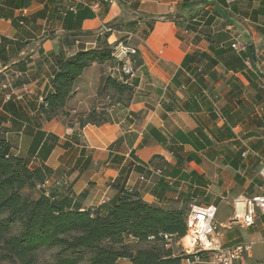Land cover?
Returning <instances> with one entry per match:
<instances>
[{
  "label": "crops",
  "instance_id": "crops-1",
  "mask_svg": "<svg viewBox=\"0 0 264 264\" xmlns=\"http://www.w3.org/2000/svg\"><path fill=\"white\" fill-rule=\"evenodd\" d=\"M85 2L0 0V134L10 152L49 166L52 192L75 209L104 198L107 208L125 189L166 210L215 204L222 243L253 244L237 264H264V216L230 224L235 197L264 194V0ZM103 26L114 31L101 35ZM119 40L139 52L130 91L102 94L115 61L94 62L65 108L109 120L46 119L40 99L56 57Z\"/></svg>",
  "mask_w": 264,
  "mask_h": 264
},
{
  "label": "trees",
  "instance_id": "trees-1",
  "mask_svg": "<svg viewBox=\"0 0 264 264\" xmlns=\"http://www.w3.org/2000/svg\"><path fill=\"white\" fill-rule=\"evenodd\" d=\"M111 60L112 47L108 44L79 51L72 57L58 55V71L40 113L48 120L66 116L69 125L75 117L81 126L108 121L105 111L93 109L86 116L73 118L65 108L85 68ZM104 83L102 94L110 88L119 93L131 89L110 77ZM52 175L49 166L30 168L23 158L13 155L0 134V257L5 264H34L41 249L52 247L59 248L56 264H120L123 258L132 264H182V257L163 245L162 234L185 236L187 210H166L128 189L107 208L109 199L100 206L75 209L65 197L58 199L52 191L47 196L41 192L34 196L38 185ZM139 243L152 246L134 249L132 244Z\"/></svg>",
  "mask_w": 264,
  "mask_h": 264
},
{
  "label": "built area",
  "instance_id": "built-area-1",
  "mask_svg": "<svg viewBox=\"0 0 264 264\" xmlns=\"http://www.w3.org/2000/svg\"><path fill=\"white\" fill-rule=\"evenodd\" d=\"M86 4L85 0H76ZM114 3L116 0H106ZM96 7L97 4H93ZM114 31L113 26H103L100 34H106ZM113 60L115 65L110 67L108 77L131 85V79L135 75L138 50L134 45H130L124 40H119L112 47ZM8 87L9 83L3 84ZM7 99L10 95H7ZM44 102V98L40 99ZM247 146L246 143H244ZM247 150L244 155H247ZM259 170L260 177L264 178V164ZM159 172H161L159 170ZM144 179V177H142ZM52 177H48L44 183L38 185V189L46 196L50 195L52 189ZM108 198H104L101 204L106 203ZM235 215L230 220V224L239 223L244 226L255 224L258 212L264 216V194L241 195L233 200ZM187 234L178 238L167 233L162 234L163 245L166 249H171L173 255L182 257L185 264H196L207 261L209 264H237L239 260L249 253L253 244L251 242H242L235 245L225 246L221 241V228L216 222L217 205H203L193 203L187 210ZM186 238H188L186 240ZM133 241H136L132 238ZM176 247L180 249L176 252Z\"/></svg>",
  "mask_w": 264,
  "mask_h": 264
},
{
  "label": "rangeland",
  "instance_id": "rangeland-1",
  "mask_svg": "<svg viewBox=\"0 0 264 264\" xmlns=\"http://www.w3.org/2000/svg\"><path fill=\"white\" fill-rule=\"evenodd\" d=\"M42 193V191L39 189V191H35L33 193L34 196H37L39 193ZM134 249H138V248H148L150 246H152V243H139L138 245L136 244H132ZM177 249V247H176ZM178 250V249H177ZM59 251V248L56 247H52L49 249H41L38 252L36 261L34 262V264H56L55 260H56V255L57 252ZM7 263L5 260H2L0 257V264H5Z\"/></svg>",
  "mask_w": 264,
  "mask_h": 264
},
{
  "label": "bare ground",
  "instance_id": "bare-ground-1",
  "mask_svg": "<svg viewBox=\"0 0 264 264\" xmlns=\"http://www.w3.org/2000/svg\"><path fill=\"white\" fill-rule=\"evenodd\" d=\"M188 238H186V240H187Z\"/></svg>",
  "mask_w": 264,
  "mask_h": 264
}]
</instances>
